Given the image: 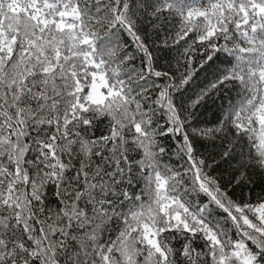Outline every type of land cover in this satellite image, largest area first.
I'll return each instance as SVG.
<instances>
[{"label": "snow or ice", "instance_id": "obj_1", "mask_svg": "<svg viewBox=\"0 0 264 264\" xmlns=\"http://www.w3.org/2000/svg\"><path fill=\"white\" fill-rule=\"evenodd\" d=\"M0 264H264V0H0Z\"/></svg>", "mask_w": 264, "mask_h": 264}, {"label": "trees", "instance_id": "obj_2", "mask_svg": "<svg viewBox=\"0 0 264 264\" xmlns=\"http://www.w3.org/2000/svg\"><path fill=\"white\" fill-rule=\"evenodd\" d=\"M260 187L261 185H259V183L257 184V187H256V191L259 192L260 191Z\"/></svg>", "mask_w": 264, "mask_h": 264}]
</instances>
